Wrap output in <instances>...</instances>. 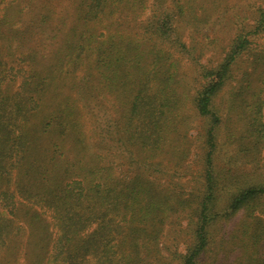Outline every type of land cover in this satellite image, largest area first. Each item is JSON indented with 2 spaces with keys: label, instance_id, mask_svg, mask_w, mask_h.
<instances>
[{
  "label": "trees",
  "instance_id": "trees-1",
  "mask_svg": "<svg viewBox=\"0 0 264 264\" xmlns=\"http://www.w3.org/2000/svg\"><path fill=\"white\" fill-rule=\"evenodd\" d=\"M256 1L205 63L223 0H0V264H264V176L219 137L237 80L239 151L264 169L259 54L234 76L259 47Z\"/></svg>",
  "mask_w": 264,
  "mask_h": 264
},
{
  "label": "rangeland",
  "instance_id": "rangeland-1",
  "mask_svg": "<svg viewBox=\"0 0 264 264\" xmlns=\"http://www.w3.org/2000/svg\"><path fill=\"white\" fill-rule=\"evenodd\" d=\"M252 1L257 2L256 0H223L221 7H219L216 14L211 17L213 18L211 25L207 28L205 27L201 33L203 35L204 41L209 44L203 56V61L205 63L208 62V60H210L211 63H216L217 61L219 62L223 54L227 50V43L229 42V38H231L233 31L232 29L230 30L223 24L224 18L230 17L234 13H242V15L249 17V19H246L245 21L250 26L249 28H251V26H254V19L252 18V15L254 17V14H252L253 10H250V12L249 10H247L248 7H244L245 4L251 3ZM218 15L219 19H216ZM254 39L256 40V44H258L259 46L258 49L253 51V49H255L256 47L252 46V50L245 52L241 56L238 61V65L236 66V69L234 71V76L236 77V79H238L239 77L241 78L243 68L246 66L248 60L254 58V54H259L260 58L256 64L257 67L255 68V74L252 77V82L256 83L259 80L258 75L264 77V28L260 31L257 36H254ZM186 65V60L185 63H183L182 61L181 72L185 80L190 83L191 91L193 92L195 91L196 86L199 84V82L194 80L195 75H193V70L189 66L186 67ZM238 86L239 84H237V80L232 81L229 85H226L218 95V103L221 106L220 114L222 120L219 137L221 139V142L223 143L221 152L222 154H220L225 159V157L232 155V153L236 154L238 152L236 154V156L239 157L238 161L243 163V166H241L242 168L240 169L241 171H239L238 174H242L243 172H245L247 174L246 177L249 176L252 179H260L262 176H264V172L255 173L254 170L261 169L262 171H264V169L260 167L259 164L252 162L250 158H246L245 154L239 151L238 143L239 139L241 138L240 129L242 127L239 113H242L243 111V102L241 99L242 93L240 91H236L234 98L236 100L233 103L229 102V104L227 101V98L231 94L232 89L235 91L236 87ZM262 113L264 121V106ZM201 126H203V122L201 121V119H198L192 112H190V127L188 131L190 139H193V136L196 135L198 131H201ZM231 141L233 142V144L229 143ZM262 152H264V147L261 148V153ZM195 153L196 144L192 143V146L189 151V156L187 158V162H189L192 168V173H195V166H193L192 163V158L194 157ZM168 227L169 225L166 226V229H168ZM166 237L163 239L165 242L169 240V235L167 234ZM159 246L163 247V242H161V240ZM216 257L217 255H212L213 260ZM209 259H207V263L210 264ZM160 264H175V262L169 263L167 260L162 261Z\"/></svg>",
  "mask_w": 264,
  "mask_h": 264
}]
</instances>
